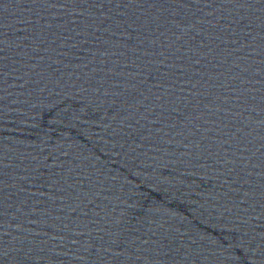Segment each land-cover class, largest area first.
<instances>
[{
	"label": "water",
	"instance_id": "1",
	"mask_svg": "<svg viewBox=\"0 0 264 264\" xmlns=\"http://www.w3.org/2000/svg\"><path fill=\"white\" fill-rule=\"evenodd\" d=\"M0 264H264V0H0Z\"/></svg>",
	"mask_w": 264,
	"mask_h": 264
}]
</instances>
